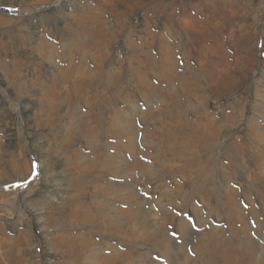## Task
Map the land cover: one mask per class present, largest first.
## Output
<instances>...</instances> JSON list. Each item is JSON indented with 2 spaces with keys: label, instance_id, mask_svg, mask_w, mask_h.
<instances>
[{
  "label": "rangeland",
  "instance_id": "1",
  "mask_svg": "<svg viewBox=\"0 0 264 264\" xmlns=\"http://www.w3.org/2000/svg\"><path fill=\"white\" fill-rule=\"evenodd\" d=\"M263 193L264 0H0L1 264H264Z\"/></svg>",
  "mask_w": 264,
  "mask_h": 264
},
{
  "label": "bare ground",
  "instance_id": "2",
  "mask_svg": "<svg viewBox=\"0 0 264 264\" xmlns=\"http://www.w3.org/2000/svg\"><path fill=\"white\" fill-rule=\"evenodd\" d=\"M90 15V14H89ZM80 17V16H79ZM79 19V18H78ZM89 19V18H88ZM92 20H94L93 18H92ZM86 21V20H85ZM94 22V21H93ZM101 24H103V23H101ZM82 25V24H81ZM77 27V26H76ZM81 27V26H80ZM89 28V27H88ZM82 31V29L80 30V32ZM101 33V32H100ZM78 34V33H77ZM160 41V40H159ZM162 41V40H161ZM171 41V40H170ZM153 43V42H152ZM145 45V44H144ZM94 46V45H93ZM54 62V61H53ZM41 66V65H40ZM50 67V66H49ZM58 67V66H57ZM60 67V66H59ZM50 68H52V66L50 67ZM54 69H56V68H54ZM66 69H68V68H66ZM38 70V69H37ZM69 70V69H68ZM68 70H64V67L63 68H61V70H54L55 71V73H54V77H56V78H58V77H60L64 72H67ZM51 71V70H50ZM51 72H53V71H51ZM90 72V71H89ZM55 78V79H56ZM51 82V81H50ZM99 88V87H98ZM94 96V95H93ZM90 106V105H89ZM93 106V105H92ZM51 132V131H50ZM66 142V141H65ZM74 142V141H73ZM73 146V145H72ZM227 146V145H226ZM65 147H66V145H65ZM65 149V148H64ZM60 150H62V149H60ZM66 151V150H65ZM225 152V151H224ZM227 152V151H226ZM74 153V152H73ZM223 153V152H222ZM233 153V152H232ZM78 166V165H77ZM79 166H81V165H79ZM68 167V166H67ZM69 168V167H68ZM83 168V167H82ZM221 170V169H220ZM219 170V171H220ZM78 172V171H77ZM68 173V172H67ZM70 174V173H69ZM74 176V175H73ZM70 178H71V176H70ZM87 178H88V176H87ZM74 179V178H73ZM75 180V179H74ZM69 182V181H68ZM76 192V191H75ZM117 193V192H116ZM234 193V192H233ZM232 193V194H233ZM250 193H252V192H250ZM84 194V193H83ZM231 194V193H230ZM264 194V193H263ZM234 195V194H233ZM247 195V194H246ZM227 197V196H226ZM245 197V196H244ZM223 198V197H222ZM232 199H233V197H231ZM249 198V197H248ZM247 198V199H248ZM246 199V200H247ZM260 200V199H259ZM69 202V201H68ZM232 202H233V200H232ZM254 202V201H253ZM252 203V202H251ZM240 205V204H239ZM255 206V205H254ZM77 207V206H76ZM83 207V206H82ZM88 207V206H87ZM84 208V207H83ZM83 210V209H82ZM96 210V209H95ZM87 211H89V210H87ZM73 212V211H72ZM77 213V212H76ZM226 214V213H225ZM87 215V214H86ZM90 215H92V214H90ZM242 215V214H241ZM73 216V215H72ZM232 216V215H231ZM88 217V216H87ZM68 218V217H67ZM83 218H84V216H83ZM86 218V217H85ZM100 218V217H99ZM51 219V218H50ZM102 219V218H101ZM237 219V218H236ZM243 219V218H242ZM260 219V218H259ZM63 220V219H62ZM68 220V219H67ZM70 220V219H69ZM85 220V219H84ZM233 221V220H232ZM240 221H242V220H240ZM238 222V221H237ZM80 223V222H79ZM127 223V222H126ZM247 223V222H246ZM84 224V223H83ZM103 225V224H102ZM130 227V226H129ZM249 227V226H248ZM126 228V227H125ZM91 229V228H90ZM104 229V228H103ZM100 231V230H99ZM102 231V230H101ZM83 232V231H82ZM81 232V233H82ZM95 232V231H94ZM96 232H98L97 230H96ZM258 232V231H257ZM78 233V232H77ZM76 233V234H77ZM81 233H80V235H81ZM71 234H72V231H71ZM216 235V234H215ZM24 236V235H23ZM77 236V235H76ZM93 236V235H92ZM261 236V235H260ZM61 237V236H60ZM68 237V236H67ZM66 237V238H67ZM97 237H98V235H97ZM218 237V236H217ZM246 237V236H245ZM24 238V237H23ZM96 238V237H95ZM100 238V237H99ZM90 239H91V237H90ZM219 239V238H218ZM59 240H60V238H59ZM233 240V239H232ZM92 241V240H91ZM84 242V241H83ZM95 242V241H94ZM82 243V242H81ZM96 243V242H95ZM22 244H24L23 242H22ZM85 244V243H84ZM83 243H82V245H80L79 246V251H81V250H83L85 247H86V245H84ZM28 245V244H27ZM1 246V245H0ZM61 246V245H60ZM3 247V246H2ZM82 247H84V248H82ZM261 247V246H260ZM256 248V247H255ZM222 249H224V248H222ZM259 249V248H258ZM56 254H57V251L55 252ZM65 253H67V252H65ZM116 254V253H115ZM254 254V253H253ZM68 255V254H67ZM254 255H256V253L254 254ZM63 256V255H62ZM249 256V255H248ZM111 257V256H110ZM221 257V256H220ZM252 257V256H251ZM254 257V256H253ZM245 258H246V256H243L242 257V259H240L239 261H237L235 264H243L244 263V260H245ZM10 259H11V257H10ZM71 259V258H70ZM247 260H249V259H247ZM252 260H254V259H252ZM9 261H11V260H9ZM13 261V260H12ZM249 262H251V261H249ZM63 263V262H62ZM1 264V263H0ZM4 264V263H3ZM67 264V263H66ZM70 264V263H69ZM260 264V263H259ZM263 264V263H262Z\"/></svg>",
  "mask_w": 264,
  "mask_h": 264
}]
</instances>
